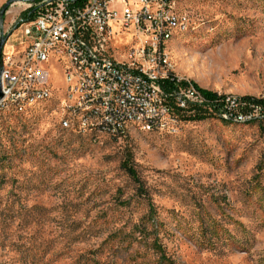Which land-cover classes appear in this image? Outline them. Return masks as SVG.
Returning a JSON list of instances; mask_svg holds the SVG:
<instances>
[{
  "label": "rangeland",
  "instance_id": "obj_1",
  "mask_svg": "<svg viewBox=\"0 0 264 264\" xmlns=\"http://www.w3.org/2000/svg\"><path fill=\"white\" fill-rule=\"evenodd\" d=\"M41 3L11 0L1 52L23 49L21 17ZM176 5L194 27L168 43L172 70L203 94L264 98V0ZM111 43L126 51L135 41L126 31ZM50 72L49 99L23 113L0 111V264H166L153 237L132 235L148 197L172 264H264V112H220L231 117L225 122L188 119L194 110L174 132L128 125L94 140L64 127V69ZM126 157L147 196L122 168Z\"/></svg>",
  "mask_w": 264,
  "mask_h": 264
},
{
  "label": "built area",
  "instance_id": "obj_2",
  "mask_svg": "<svg viewBox=\"0 0 264 264\" xmlns=\"http://www.w3.org/2000/svg\"><path fill=\"white\" fill-rule=\"evenodd\" d=\"M176 2L42 0L32 19L23 21V49L1 52L0 100H8V109H12L34 101L41 93L51 95L48 69L52 62L45 61V52L53 50V61L63 66L60 49L69 48L81 66L82 80L73 83L67 76L61 117L77 132L104 127V135L120 136L132 125L166 133L177 129L183 112L197 107L214 112L216 100L213 104L187 78L170 70L164 59L165 32L194 27L189 12L179 9ZM126 31L135 44L117 51L111 39ZM73 92H80L79 103L89 104L82 124H75L74 109L79 103H71ZM236 99L225 96L220 112L232 113Z\"/></svg>",
  "mask_w": 264,
  "mask_h": 264
},
{
  "label": "trees",
  "instance_id": "obj_3",
  "mask_svg": "<svg viewBox=\"0 0 264 264\" xmlns=\"http://www.w3.org/2000/svg\"><path fill=\"white\" fill-rule=\"evenodd\" d=\"M33 17V10H29L26 13L23 14L21 17L22 21H28L31 20ZM19 25V24H18ZM170 77L167 78L165 81L166 83L168 82ZM204 95L209 98V100H212L213 104H215L214 100H216V105L214 107V112L203 109V107H197L194 111L195 116H187L188 119L192 120H201L204 118H218L219 120L229 122L230 119H223L222 116L219 114L220 113V107H221V102L224 100L225 96L224 94H218L215 92L211 91H205ZM236 100L238 101L235 109L237 110L236 113H242L246 115V118L249 117L251 112H254L255 108H258L260 111L264 112V98L263 97H255V96H250V95H243V96H236ZM204 112L205 115L203 114ZM261 112V113H262ZM207 114V116H206ZM229 115V114H228ZM264 116V115H263ZM254 117H251L247 119V121L253 120ZM86 137H93L95 134L91 133H85ZM100 136H106V135H100ZM122 168L125 170V172L131 177L137 184V191L141 195H148L147 190L144 187V184L142 180L140 179L136 169L131 163V157H126L123 159L121 162ZM148 211L146 214V218L141 221L139 224L134 225L133 233L134 237L136 238H145L149 239L148 237H153L152 240L149 242L150 247L160 255V259L162 262H165L166 264H172L171 260L166 258L165 253L163 251V248L161 246V243L158 241V236H157V231H158V221L155 220L156 217V209L151 200L148 197ZM136 233V234H135ZM153 234V235H152Z\"/></svg>",
  "mask_w": 264,
  "mask_h": 264
},
{
  "label": "bare ground",
  "instance_id": "obj_4",
  "mask_svg": "<svg viewBox=\"0 0 264 264\" xmlns=\"http://www.w3.org/2000/svg\"><path fill=\"white\" fill-rule=\"evenodd\" d=\"M184 29V28H183ZM182 31V30H181ZM175 31H168L162 36V49L164 53V59L167 61V64L170 66V70H172V65L169 58V47L168 43L174 38ZM60 56H61V64L63 65L62 68L64 69V78H65V85H67V76L69 80L73 83H81L82 80V70L79 63L76 61L75 57L71 53L69 48H61L60 49ZM54 58V51L53 50H46L45 52V61L52 62V66L55 64H59V61H53ZM52 67L48 69V77L51 78V70ZM174 71V70H173ZM186 78V77H185ZM189 80V78H187ZM190 82V81H189ZM192 86L196 89L198 87L190 82ZM65 91V88H64ZM52 95V94H51ZM49 93H41L34 101H28L27 103L21 105H14L12 109H8V100H0V111L5 112H14V113H23L35 103L40 102L42 100H47L51 96ZM227 96V95H226ZM231 97V96H229ZM80 99V92H73V96H71V103H79ZM63 113H65V106L63 105ZM89 112V104L88 103H79L75 106L74 109V119L75 124H82V119L86 113ZM229 114V113H225ZM246 118V115H245ZM64 127L72 128L71 125H67L66 121L62 118ZM145 131H153V130H145ZM175 129H168L167 132H174ZM90 132L91 134L96 135H104V127H95V129H88L87 133Z\"/></svg>",
  "mask_w": 264,
  "mask_h": 264
},
{
  "label": "water",
  "instance_id": "obj_5",
  "mask_svg": "<svg viewBox=\"0 0 264 264\" xmlns=\"http://www.w3.org/2000/svg\"><path fill=\"white\" fill-rule=\"evenodd\" d=\"M11 0H7L1 7H0V18L3 16L5 11L7 10V7L10 5ZM5 37H3L0 41V55H1V49L4 43Z\"/></svg>",
  "mask_w": 264,
  "mask_h": 264
}]
</instances>
